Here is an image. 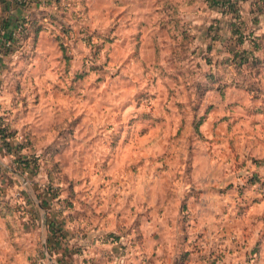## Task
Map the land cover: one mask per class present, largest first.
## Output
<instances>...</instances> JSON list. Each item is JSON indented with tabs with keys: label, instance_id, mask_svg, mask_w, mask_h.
<instances>
[{
	"label": "rangeland",
	"instance_id": "374dc122",
	"mask_svg": "<svg viewBox=\"0 0 264 264\" xmlns=\"http://www.w3.org/2000/svg\"><path fill=\"white\" fill-rule=\"evenodd\" d=\"M23 12L26 27L38 17L41 29L19 34L0 59V115L19 141L28 137L24 152L41 167L34 178L1 169L0 198L26 214L27 184L53 182L55 213L109 222L107 236L123 250L143 245L152 212L173 210L172 226L179 211L186 233V210L206 199L222 228H235L232 240L240 225L255 227L264 246V67L221 62L225 44L207 33L218 11L206 0H53ZM11 158L0 154L7 165ZM256 171L262 180L249 183ZM40 236L33 231L22 247ZM260 248L245 260L262 264ZM28 256L26 264L46 261L38 251Z\"/></svg>",
	"mask_w": 264,
	"mask_h": 264
},
{
	"label": "crops",
	"instance_id": "0c3cea01",
	"mask_svg": "<svg viewBox=\"0 0 264 264\" xmlns=\"http://www.w3.org/2000/svg\"><path fill=\"white\" fill-rule=\"evenodd\" d=\"M11 5L15 16L24 14L21 7ZM3 6L4 4L0 1V12ZM3 55L5 56L0 52V59ZM260 170L264 172V167L262 166ZM27 185L30 187L28 193L36 201L35 206L40 219L36 220L34 226L31 224L29 230H24L22 222L27 220L29 215L27 213L20 215L17 212V222L23 230L20 233L12 232L8 217L0 214V264H26V258H30L28 255L37 251L46 259L44 264H252L245 260V255L255 247L257 250L260 248V244L256 245L260 229L254 227L244 231L240 225L236 228L237 239L232 240L230 233L235 228H228V226L222 228L224 222L221 211L215 209L209 213L207 207H204L207 203L206 199H202L203 207L200 209H192L190 206L191 209L186 210L190 215L186 233L177 222L179 216L176 213L179 211L174 212L175 220L171 222L172 226L166 225L165 222L169 218L167 215L173 210H165L162 215L158 211L152 212L150 218L153 220L142 222L143 245L138 248H128V250L121 249L119 241L107 236L109 231L114 230L109 222L91 224L81 220L74 223L71 222L67 211L62 209L56 214L59 218L57 220L61 223L58 226L61 232L49 244L46 220L52 217V213H55L54 208L58 204L52 200L53 210L51 212L45 210L39 202L34 183ZM218 200L220 198L216 199ZM195 216L200 217L203 222L195 223ZM209 218L211 221L205 223V220ZM30 221L32 223V220ZM36 230H40V239L36 241L35 237H31L30 245L32 246L22 247L26 237ZM221 230L228 232L224 235ZM240 236L243 237L242 240ZM259 250L262 252V264H264V246L261 245ZM13 253L17 255L16 259L6 260L8 255L12 257ZM30 264L38 263L34 260Z\"/></svg>",
	"mask_w": 264,
	"mask_h": 264
},
{
	"label": "trees",
	"instance_id": "16d2710c",
	"mask_svg": "<svg viewBox=\"0 0 264 264\" xmlns=\"http://www.w3.org/2000/svg\"><path fill=\"white\" fill-rule=\"evenodd\" d=\"M4 4L0 12V34L3 37L0 43V52L2 54H8L11 52L10 49L14 48V42L17 40L18 35H23L27 29L29 32L32 30L36 33L41 29V25L37 23L38 17L32 20L33 27L28 28L25 25L24 14L15 16L12 13V5L19 6L21 8L30 9L38 6L41 3H52L53 0H0ZM208 6L218 11L220 16L214 18L216 26H209L207 33L213 32V42L219 41L225 44L224 49H218L217 53L225 51V55L222 57L221 62H227L229 65H236L239 69H247L248 66H257V72L260 68L264 67V31L261 26V16L264 14V0H206ZM245 2H249V8L247 13L243 8ZM214 29V30H213ZM30 34V33H27ZM26 34V35H27ZM214 44V43H213ZM208 50L213 49V45H208ZM211 58V57H208ZM217 64L219 60H216ZM250 91L255 88L245 86ZM26 141H19L18 131L11 128L3 115H0V154L3 156L10 155L13 157L10 161L11 165L5 164L0 160V170H16L21 175L27 172L29 177H35L39 173L41 162L38 155H31L25 153V149H30V144L25 137ZM262 163L261 161L259 162ZM27 176V177H28ZM48 176L52 177L51 171L48 172ZM28 177V178H29ZM50 177V179H51ZM10 185H13L14 179L6 178ZM259 172H254L248 179L249 183H256L261 181ZM34 183V189L37 192L38 199L42 207L51 212L52 200L59 199L60 187H55L53 182H49L48 185L40 186L39 182L32 181ZM5 182L0 184V193L3 194L7 191V187L4 186ZM264 183V182H263ZM42 190V191H41ZM22 195V194H20ZM24 199L30 204V208L27 211L29 218L22 222L24 230H29L31 224L34 226L36 220L40 215L35 206V199H33L28 193ZM19 205L13 203L11 200L5 197L0 198V214L8 217L9 225L12 232L23 230L17 222L16 213L18 212ZM62 209H58L57 212H61ZM57 213H52V217L46 220L47 227L49 230L48 242L49 244L53 241V238L58 237L60 234V221L57 220ZM32 220V223H30Z\"/></svg>",
	"mask_w": 264,
	"mask_h": 264
},
{
	"label": "built area",
	"instance_id": "2783aa9c",
	"mask_svg": "<svg viewBox=\"0 0 264 264\" xmlns=\"http://www.w3.org/2000/svg\"><path fill=\"white\" fill-rule=\"evenodd\" d=\"M2 39H3V37H2L1 34H0V43L2 42Z\"/></svg>",
	"mask_w": 264,
	"mask_h": 264
}]
</instances>
